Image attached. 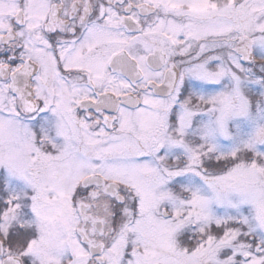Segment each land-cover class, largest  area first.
Returning a JSON list of instances; mask_svg holds the SVG:
<instances>
[{"label":"snow or ice","instance_id":"6c2138e0","mask_svg":"<svg viewBox=\"0 0 264 264\" xmlns=\"http://www.w3.org/2000/svg\"><path fill=\"white\" fill-rule=\"evenodd\" d=\"M0 264H264V0H0Z\"/></svg>","mask_w":264,"mask_h":264}]
</instances>
